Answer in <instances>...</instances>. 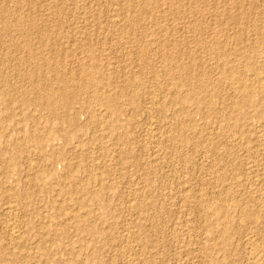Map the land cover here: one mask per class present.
<instances>
[{"label": "rangeland", "instance_id": "374dc122", "mask_svg": "<svg viewBox=\"0 0 264 264\" xmlns=\"http://www.w3.org/2000/svg\"><path fill=\"white\" fill-rule=\"evenodd\" d=\"M0 264H264V0H0Z\"/></svg>", "mask_w": 264, "mask_h": 264}, {"label": "bare ground", "instance_id": "6f19581e", "mask_svg": "<svg viewBox=\"0 0 264 264\" xmlns=\"http://www.w3.org/2000/svg\"><path fill=\"white\" fill-rule=\"evenodd\" d=\"M126 87V86H125ZM123 90V89H122ZM250 94V93H249ZM223 215V214H222ZM218 219V218H217ZM213 224V223H212ZM13 229V228H12ZM14 231V230H13ZM259 258V257H258Z\"/></svg>", "mask_w": 264, "mask_h": 264}]
</instances>
